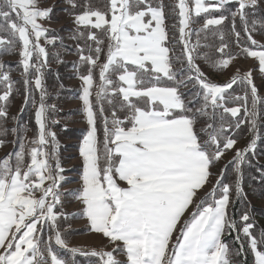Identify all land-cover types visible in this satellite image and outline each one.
Instances as JSON below:
<instances>
[{
  "label": "snow or ice",
  "instance_id": "obj_1",
  "mask_svg": "<svg viewBox=\"0 0 264 264\" xmlns=\"http://www.w3.org/2000/svg\"><path fill=\"white\" fill-rule=\"evenodd\" d=\"M62 2L67 7L61 11L75 25L71 38L85 42L77 44V52L80 62L88 66L87 74L79 77L88 125L79 147L82 172L79 186L68 194L80 202L79 215L86 218L88 230L106 238L104 248L110 250L68 248L57 224L64 215L55 211L62 203L58 189L64 169L58 161L50 163L52 154L45 150L49 138L56 139L47 130L46 116L55 105L45 104L40 75L48 56L40 40L53 44L55 38H47L50 30L38 23L50 20L56 5L41 8L40 0H0V33H6L0 35V56H19L25 101L33 83L30 70L37 74L35 88L41 90L38 106L32 100L38 128L28 139L27 128L7 127L9 119L19 122L18 117H9L7 107L15 82L0 60V84L5 85L0 94V102H5L0 103V137L19 135L18 150L0 159V264H66L53 250L52 236L41 240L45 228L55 233V245L72 254L99 257L100 264H247L242 236L254 254V264H264V250H260L264 230L258 239L247 213L241 216L244 223L239 229L228 213L233 190L237 199L247 196L241 165L249 152H255L264 117L258 105L264 98L258 94L251 69L243 74L237 69L223 84L210 80L196 63L200 40L190 41L193 17L219 11L218 17L205 18L196 35L230 18L235 43L246 57L258 61L264 74V44L252 34L258 24L264 28V20L254 18L257 9L264 12V0H193L191 6L189 0L171 5L164 0H106L102 6L97 0ZM233 3L234 10L228 7ZM237 19L252 47L241 46ZM219 37L216 51L223 56L228 45L222 32ZM85 45L89 55L83 54ZM176 45H182L179 54ZM233 59L229 54L214 61L213 67L227 69ZM95 69L100 83L94 92ZM237 83L246 85L243 94H229ZM189 86L197 90L186 98L181 89L191 91ZM229 100L237 106L225 107ZM218 108L236 118L227 129L223 123L216 129L209 122ZM202 118L207 119L197 128ZM245 126L252 139L245 148L236 149L228 162L235 172L233 183H223L228 165L213 180L212 169L237 143L221 134ZM5 143L0 139V147ZM210 184L211 189L204 191ZM233 232L239 247L230 249L223 237Z\"/></svg>",
  "mask_w": 264,
  "mask_h": 264
},
{
  "label": "rangeland",
  "instance_id": "obj_2",
  "mask_svg": "<svg viewBox=\"0 0 264 264\" xmlns=\"http://www.w3.org/2000/svg\"><path fill=\"white\" fill-rule=\"evenodd\" d=\"M165 1H170V0H164V2ZM174 2H176V0ZM206 2H209V0H206ZM192 3H193V0H189L190 6L192 5ZM53 4L56 5V11L52 14L51 19L50 20L40 19L38 20V23H40L44 28L49 29V30H53V29L61 30L59 34L65 40V42L69 44L70 46L75 47L76 40L71 38L72 34L75 31V25L72 23V20L68 16V14L65 13L64 11H61V9L67 7V5H65L62 2V0H40L39 6L43 8V7L52 6ZM193 19L195 21V17H193ZM193 27H194V23L190 24V28L193 29ZM201 27L202 26L198 28H201ZM219 28H222L223 29L222 33L225 34L224 32L225 26H220ZM216 30H219V29H215L214 32H216ZM200 34L202 35L203 33H200ZM252 34H253V37L257 41L264 44V36L257 34L256 32H253ZM195 36H197L196 32H194V37ZM47 38L51 39L53 37H47ZM191 39H192V36H190V40ZM196 41L191 42V43L195 44ZM40 44L46 48V51H48V49L50 48L49 45H51V44H47L46 39L43 37L40 40ZM207 47L208 49L205 51L210 53L212 51L211 50L212 43H209ZM57 50L63 53L64 59L68 61L69 60L74 61V66L71 68V72H70L71 77L68 79V84L70 87L79 91L80 96H81L83 85H82L81 79L79 78L82 74L80 72V61H79L78 56L75 53L69 51V49L67 50L66 48H64V46H61V45L57 48ZM253 50H259V49H253ZM194 55L197 56L196 63L199 64L201 69L205 72L206 76H208L210 80L218 84H223L227 82L236 73L237 69L240 70L241 74L251 69L253 82L258 88V94L261 98H264V74L260 73L258 61H256L255 59L246 57L245 55L240 54L241 56L234 57V59L232 60V63L227 69L219 70L214 67L208 66V63H206L205 61H201L199 58L200 56H198L197 52L194 53ZM205 55L207 56V54ZM4 59L9 61V63H15L19 61V56L16 54L6 55ZM210 59H209V62H211ZM34 61H35V56L33 58V62ZM14 67L17 68V66H14ZM176 67H178V65H176ZM93 77H94L93 91L95 92L96 90L95 86L100 83L99 69H95V71H93ZM236 85L238 87L237 88L238 94L242 95L246 88V85L242 83H237ZM183 91H185L184 93L187 92L186 89L182 88L181 92ZM80 96L77 99L70 98L67 101L62 103V106L65 111L72 110V113L70 114L69 119L63 120V122L67 126L84 128L85 135H86L88 131V125H87V120H86V114L83 111V104L80 99ZM20 101H21V98L18 96L15 101V104L13 105L10 111L12 115L18 111V108L20 106ZM262 104L263 103L258 105V107L261 109L262 113H264V107H262ZM240 115L242 117L243 112H241ZM233 122L234 121H232V123ZM263 122H264V117H262L260 124H262ZM260 124H259V138L257 139L254 155L258 161L264 162V143L262 144L261 143L262 140L260 139V136L264 135V127H261ZM197 127L199 128L200 125H197ZM47 130L55 133V137H56L55 142H52L51 138H49V141H50L49 145L45 149L52 154L50 163L54 165L58 161L61 167L64 169L62 173L64 180L61 182V186L58 189L62 203L58 204L55 209L57 213L64 214L60 216L57 221L58 228H59V231L61 232L62 238L65 239L68 248L76 247V248H80L82 251H85V252L91 251L93 249L97 251H100L102 249L105 251L110 250V248H104V245L107 244L106 238L102 237V235L100 234L90 232L88 230V227H87L88 222L86 218H83L82 216L79 215L80 208H81L80 202L68 194V190L76 189L80 184V175L82 172V160L79 155V147H80V144L83 138L79 140L63 138L59 135V132L50 128L48 125H47ZM230 131H231L230 133H233V136L236 137L238 134L242 132V129L240 130L230 129ZM223 136H228V134H226L224 131L221 134V137ZM251 136H252V133L249 132L245 136V138L237 140V143L233 150L227 151L225 153L221 161L217 163L216 166L212 169L214 173L213 180H215L216 176L220 174L221 168H223L227 164L229 165L228 162L232 160L233 156L235 155V150L242 149L247 146V144L249 143L251 139ZM11 148H12L11 142H9L6 146L4 145L3 147H0V159H2V157H5L7 153H11ZM227 174H229V172H227L226 170L224 172V177H226ZM48 183H51V182L49 181ZM224 183H229V182H224ZM211 187H212L211 184L208 185L204 191L210 190ZM201 195H203V193H201ZM216 195L218 198L220 195V192L217 191ZM247 199H249L247 196L241 198V200H247ZM209 200H211V197L209 198ZM250 200L252 202L251 204H254L256 207H259L260 209L264 210V198L251 195ZM236 202H237L236 194H235V191H233L230 195L228 213H229L230 219H233L236 222L237 229H239L243 226L244 222L241 220V217H237L232 213V208L234 207ZM257 213L258 212L255 213V219H257V221L260 222V217H258L259 215ZM250 223L254 224V222H250ZM54 235H55L54 232L50 231L48 228H45L41 232L40 238L42 241H47L49 236H52L53 250L57 252L58 258L63 259L66 262V264H87L88 259H91L94 257L90 255H81L79 253L72 254L71 252L67 251V249L60 248L59 246L55 245ZM236 235H237L236 232H233L231 235H228L226 233L225 236L223 237L224 242L229 245L230 249H235L239 247V245L235 243ZM242 239H244L245 241L244 247L247 253V257H246L247 264H254V254L251 253L248 247L247 239L244 238L243 236H242ZM260 250H264V244L260 245ZM114 255H116L118 259H123V257L120 256L119 254H114ZM96 258H99V257H96ZM232 259L235 260L238 258L233 256Z\"/></svg>",
  "mask_w": 264,
  "mask_h": 264
},
{
  "label": "trees",
  "instance_id": "obj_3",
  "mask_svg": "<svg viewBox=\"0 0 264 264\" xmlns=\"http://www.w3.org/2000/svg\"><path fill=\"white\" fill-rule=\"evenodd\" d=\"M174 1L175 0L165 1V4L171 5L175 3ZM97 3L102 6L104 3H106V0H97ZM228 7L234 10L237 7V5L233 3L229 5ZM262 7L264 6L262 5ZM167 12H168V9L166 8V13ZM220 14L221 13L219 11H213L208 14H201L200 17H195L193 32L191 34L192 36V39L190 40L191 42H195L196 39L200 40L201 47L197 48L196 50L198 56H200L199 57L200 60L208 63V66L210 67H213V63H212L213 61H217L221 58H227L229 54H231L233 57L244 55L242 54L240 47H238L237 44L235 43V36L231 32L230 18L229 20H226L223 25H221V26H225V31H224L225 34H224L223 42L228 45V47L225 49V54L223 56L221 55V53L216 51V49L221 44L219 33L223 32V29L219 28L220 26H212L208 30L201 32L203 34L202 35L200 34L199 37L198 36L194 37L195 30L200 29L198 27L202 26L205 18L218 17ZM224 14L227 15V13H224ZM254 18L257 20H264V12H261L260 9H257L255 11ZM215 29H219V30H216V32H214ZM236 30L241 32V46L252 47L247 42V39L242 30V25L239 19H237L236 21ZM60 31L61 30L53 29V30H50V32L47 34V37H54L55 42L49 45L50 48L47 51L48 53L47 63L43 67L42 73L40 74L41 79H42V88L45 93V104L47 106L55 105L54 110L51 107H49L48 111L46 112L47 125L50 128L59 132V135L63 138L79 140L84 137L85 129L81 127L78 128V127H73V126H67L63 122V120L69 119V116L72 113V110L67 109L68 111H65L62 106V103L67 101L70 98L77 99L80 96V92L70 87L68 84V79L71 77L70 72H71V68L74 66V61L72 60L68 61L64 59L63 53L58 51L57 48L60 45L64 46V48H66L67 50L69 49V51L75 53L79 58V54L77 52V44L84 45L85 42L84 40H76V46L75 47L70 46L61 37V35L59 34ZM84 31H85V35H87L86 30ZM255 32L261 35V32H264V28H261V26L258 24L257 31ZM0 35H6V33H0ZM177 36H178V33H177ZM205 37L207 38L205 39ZM209 43H212V49H211L212 51L210 53L205 51L208 49V47H204V45L208 46ZM19 46H20V43L17 42V45H16L17 49L19 48ZM181 48H182V45H176L177 54H179ZM253 49L255 48L253 47ZM83 54L84 55L90 54L88 52V48L86 45H85ZM91 54L94 55V53H91ZM205 54H207V57H208L207 60L204 58ZM7 55H14V54H7ZM5 56L6 55L0 56V60H3L6 63L7 67L5 68V71L10 73L11 80L15 82L13 85V92L10 95L9 101L7 102L8 115L9 117H18V121H19L17 123L16 120L9 119L7 121V127L12 128L15 126V127L27 128V133H26L27 138L31 139L33 138L34 133L36 132L38 128V126L35 124V118H34L35 107L32 103V100L34 99L37 102V106H38V102H39L40 94H41V90L36 89L34 85V80L37 74L34 72V70H30L28 74V77L33 81V83L29 86L30 98L29 100L25 101L24 99L25 93H24L23 84H22L23 69L21 66H18V62L9 63V61L4 59ZM209 59L211 62H209ZM100 61L101 62L104 61L103 55H101ZM14 66H17V68ZM87 67L88 66L86 64H81L80 62V72L82 75L87 74ZM174 67H176V65ZM4 88H5V85L0 84V94L3 93ZM237 88H238L237 85H234L233 89L229 90V94H238ZM190 89L191 91L186 89L187 90V92L185 93L186 98L190 96L192 92H195L197 90V89H192L191 87ZM184 92L185 91H183V93ZM18 96L21 98L20 106L18 108V111L12 115L10 111L13 105L15 104V101ZM93 101L95 102V97H93ZM0 103H5V102H0ZM263 104H262V107H264ZM224 106L234 107V106H237V103L229 100L228 102L225 103ZM107 107L108 106L106 105V108ZM22 108H23V111L21 112ZM211 111L212 110L209 109V112ZM221 113H223V108L216 109L215 118L209 122L213 123V126L216 129H219L220 125L223 123L225 126V129H227L228 124H231L232 121H234L236 118L231 117L230 113H223V120H221L220 118ZM105 114L110 115V113L107 111ZM118 114L123 115L122 113H118ZM205 119L207 118H202L200 121V124L198 125L203 124L205 122ZM98 124H99V121H98ZM260 126L264 127V122L260 124ZM209 131H212V129H209ZM230 132H231L230 130L225 131V133L228 134V136L236 140L245 138V136L249 133L247 126L243 127L242 132L238 134L236 137H234L233 133H230ZM23 134H24L23 132L20 133V135H23ZM263 138H264V135H261L260 139L262 140L261 141L262 144L264 143ZM0 139H3L6 141V143L4 144L5 146L9 142L12 143L11 152L12 151L15 152L18 150L19 135L8 134L7 136L0 137ZM251 139H252V136H251ZM226 170L227 172H229V174H227V176L224 177L223 183L229 182L232 184L234 181V177H235L233 165L229 164ZM241 170L243 173L244 191L247 193V197L249 199L247 200H241V198L237 199L236 204L232 208V213L237 217H241L243 214L247 213L251 218L249 222H254V225H255V228L252 230V232L254 233L253 235L256 236L257 238H260L261 231L264 230V226H263L264 225V210L260 209L259 207H256L254 204H251L252 202L250 200V197L251 195H254L260 198H264V181H261V173L262 171H264V162L258 161L255 155L249 152L246 156V162L241 165ZM256 212H258L257 214L259 215L258 217H260V222L257 221V219H255ZM87 264H100V258L93 257L91 259H88Z\"/></svg>",
  "mask_w": 264,
  "mask_h": 264
}]
</instances>
